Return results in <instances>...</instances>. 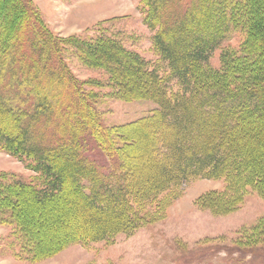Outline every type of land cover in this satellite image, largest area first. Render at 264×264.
Wrapping results in <instances>:
<instances>
[{"label": "trees", "instance_id": "16d2710c", "mask_svg": "<svg viewBox=\"0 0 264 264\" xmlns=\"http://www.w3.org/2000/svg\"><path fill=\"white\" fill-rule=\"evenodd\" d=\"M141 4L160 67L112 37L63 42L31 0H0V149L39 177L14 183L1 201L29 229L19 237L21 254L31 261L72 244L133 235L196 178L225 181L223 192L201 201L212 211L232 212L249 191L264 200V0ZM234 30L244 31V40L222 49ZM65 45L103 70L121 100L156 109L115 131L105 127L98 96L65 62ZM251 238L264 240V217Z\"/></svg>", "mask_w": 264, "mask_h": 264}, {"label": "rangeland", "instance_id": "374dc122", "mask_svg": "<svg viewBox=\"0 0 264 264\" xmlns=\"http://www.w3.org/2000/svg\"><path fill=\"white\" fill-rule=\"evenodd\" d=\"M31 1L59 40L66 42L75 37L92 43L101 36L112 37L153 67H160V56L153 43L154 33L143 21L142 0ZM244 38V31L234 30L222 49L237 48ZM63 50L74 78L84 84L86 91L98 96L95 104L105 127L115 131L156 109L155 104L148 101L121 100L109 86L110 79L103 70L88 67L82 54L70 45H65ZM220 56L219 50L214 53L210 60L212 67H220ZM160 74L164 76L166 70L162 69ZM93 82L100 83V87L93 88ZM175 85L172 82L171 86L175 88ZM89 149L96 150L90 146ZM28 165L0 149V264H264V240L255 243L251 238L255 226L264 217V200L249 191L244 203L232 212L212 211L211 204L201 201L212 192H223L226 184L221 179L201 178L183 184L176 196L162 205L158 220L133 235H119L110 244H72L31 261L21 254L24 244L21 232L29 229L18 223L16 216L13 219L4 211L7 209L1 201L7 194L6 189L18 181L38 183V175L28 169ZM16 210L21 221L23 208L20 204ZM34 213L41 216L40 210ZM40 237L38 233L37 241L41 243L38 248L42 247L43 251V245L47 244H43Z\"/></svg>", "mask_w": 264, "mask_h": 264}]
</instances>
